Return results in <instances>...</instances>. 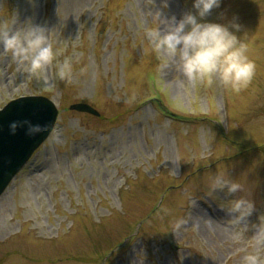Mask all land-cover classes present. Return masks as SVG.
Here are the masks:
<instances>
[{
	"label": "rangeland",
	"instance_id": "obj_1",
	"mask_svg": "<svg viewBox=\"0 0 264 264\" xmlns=\"http://www.w3.org/2000/svg\"><path fill=\"white\" fill-rule=\"evenodd\" d=\"M188 11L193 0H0V25H43L60 52L45 83L0 44V109L43 95L59 110L0 197V264H242L248 251L264 264V0H223L206 18L242 25L256 73L239 92L190 81L179 54L154 49L148 33ZM65 57L71 80L56 75ZM219 170L246 191L208 196ZM240 195L255 209L236 224L220 203Z\"/></svg>",
	"mask_w": 264,
	"mask_h": 264
},
{
	"label": "clouds",
	"instance_id": "obj_2",
	"mask_svg": "<svg viewBox=\"0 0 264 264\" xmlns=\"http://www.w3.org/2000/svg\"><path fill=\"white\" fill-rule=\"evenodd\" d=\"M223 0H193L195 11L186 12L177 21L173 16L166 20L165 29H153L148 33L154 49L168 55L179 54L182 70L194 83L214 84L239 92L248 87L256 73V64L248 55V46L238 36L242 28L238 17L228 23L206 19L214 8L221 5ZM11 25H0V44L15 57L26 71L36 79L47 83V77L42 71L56 61L60 52L49 42L48 29L43 25L29 23L25 27L14 28ZM60 80H71L73 63L70 57L58 63L56 73ZM19 122H13L15 131ZM29 123L30 134L42 129L40 124ZM217 190L230 195L245 192V185L239 180L232 179L227 171L212 174L206 193L218 198ZM220 207L233 214L231 219L236 224L244 223L255 209V202L248 195L221 201ZM257 224V232L264 237V215ZM186 220L178 218L173 225L175 233L181 230ZM242 264H261V256L256 251H248L242 258Z\"/></svg>",
	"mask_w": 264,
	"mask_h": 264
},
{
	"label": "water",
	"instance_id": "obj_3",
	"mask_svg": "<svg viewBox=\"0 0 264 264\" xmlns=\"http://www.w3.org/2000/svg\"><path fill=\"white\" fill-rule=\"evenodd\" d=\"M69 107L100 116V112L86 102L73 103ZM58 114L55 102L43 95L20 96L0 109V197L27 165L33 153L50 136ZM14 121L19 122L15 131L11 127ZM28 122L40 124L42 129L30 134Z\"/></svg>",
	"mask_w": 264,
	"mask_h": 264
}]
</instances>
